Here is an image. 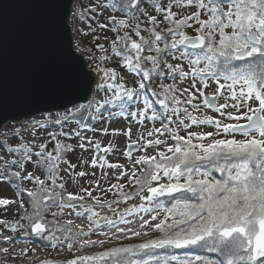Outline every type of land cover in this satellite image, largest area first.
<instances>
[{"label":"snow or ice","instance_id":"1","mask_svg":"<svg viewBox=\"0 0 264 264\" xmlns=\"http://www.w3.org/2000/svg\"><path fill=\"white\" fill-rule=\"evenodd\" d=\"M33 6L14 62L0 35V264H264V0Z\"/></svg>","mask_w":264,"mask_h":264},{"label":"water","instance_id":"2","mask_svg":"<svg viewBox=\"0 0 264 264\" xmlns=\"http://www.w3.org/2000/svg\"><path fill=\"white\" fill-rule=\"evenodd\" d=\"M35 12L33 0H0V35L10 63L23 53Z\"/></svg>","mask_w":264,"mask_h":264},{"label":"rangeland","instance_id":"3","mask_svg":"<svg viewBox=\"0 0 264 264\" xmlns=\"http://www.w3.org/2000/svg\"><path fill=\"white\" fill-rule=\"evenodd\" d=\"M104 19H105L104 17H101V20H102V21H103ZM102 35H103V34H102ZM107 35L111 36L112 34L109 32V33H107ZM90 40H91V37L84 38V43H85V45H88V43H89ZM98 42H104V43H106V42L103 41V40L98 41ZM97 79H98V77H97ZM70 158L72 159L73 162H76V156H75V155H72ZM77 170H79V169H77ZM113 182H114V181H113ZM7 194H9V193L4 192V191H0V195H7ZM135 202H138V201H135ZM120 207L122 208V207H124V205L121 204ZM0 215H3L2 211H0ZM7 218H9V219L11 218V213L8 214V217H7ZM29 246H30V247H37L36 244H32V245H29ZM43 253H44V254L46 253L45 250H43V249H41V248H37V254H38V255L42 256ZM44 254H43V255H44ZM51 255H52L53 257H55V258H60V257L56 256V253H55V252H52ZM61 255H63V253H62ZM19 262H20V261L18 260V261H16L15 263H16V264H19Z\"/></svg>","mask_w":264,"mask_h":264},{"label":"built area","instance_id":"4","mask_svg":"<svg viewBox=\"0 0 264 264\" xmlns=\"http://www.w3.org/2000/svg\"><path fill=\"white\" fill-rule=\"evenodd\" d=\"M22 244H23V243H22ZM25 246H26V245H25V244H23V247H25ZM43 254H44V253H43ZM43 254H42V256H41V257L45 256V255H46V254H48V253H45L44 255H43ZM64 254H66V253H63V255H64ZM22 263H23L22 261H20V262H19V264H22Z\"/></svg>","mask_w":264,"mask_h":264},{"label":"trees","instance_id":"5","mask_svg":"<svg viewBox=\"0 0 264 264\" xmlns=\"http://www.w3.org/2000/svg\"><path fill=\"white\" fill-rule=\"evenodd\" d=\"M89 251H94V249H89ZM67 255V254H66Z\"/></svg>","mask_w":264,"mask_h":264}]
</instances>
